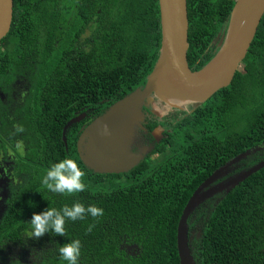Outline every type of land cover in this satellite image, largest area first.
Masks as SVG:
<instances>
[{"label":"trees","instance_id":"16d2710c","mask_svg":"<svg viewBox=\"0 0 264 264\" xmlns=\"http://www.w3.org/2000/svg\"><path fill=\"white\" fill-rule=\"evenodd\" d=\"M235 2L186 0L192 72L218 53L214 41L225 35ZM160 43L158 0H13L11 28L0 42V178L9 192L0 249L16 246L23 254L6 264H66L59 248L72 239L83 245L79 264H179L177 225L193 193L239 155L264 146L263 16L227 88L188 114L170 110L157 118L143 108L152 147L144 160L125 174L88 170L76 151L81 129L145 86ZM81 114L64 143V127ZM17 124L23 132L16 133ZM157 128L162 137L154 142ZM66 157L86 172L85 192L62 195L42 186L51 164ZM263 160L264 149L238 172ZM76 201L104 215L68 221L66 236L30 239L33 213ZM90 223L96 227L86 234ZM187 227L194 264H264V167L206 200ZM131 246L136 250L126 252Z\"/></svg>","mask_w":264,"mask_h":264},{"label":"water","instance_id":"95a60500","mask_svg":"<svg viewBox=\"0 0 264 264\" xmlns=\"http://www.w3.org/2000/svg\"><path fill=\"white\" fill-rule=\"evenodd\" d=\"M158 5L160 53L145 86L114 103L84 126L76 142V151L81 163L95 174H125L144 160L148 150L141 149L139 153H134L132 147L137 131L144 130L143 108L153 101L152 97L177 108L180 106L169 103V100H173L170 95L179 98L178 101L182 102V105L193 106L207 102L215 93L227 88L244 61L264 16V0H236L225 35H219L214 41L219 47L218 53L203 69L192 72L187 62L189 45L186 0H158ZM12 18L13 0H0V42L8 35ZM161 90L165 93L160 92ZM84 118L85 114H81L66 124L62 134L64 143L66 130ZM104 125L108 126V135L103 134ZM246 155L247 152L220 168L198 187L187 202L177 225L176 248L179 264H194L189 248L187 220L204 201L199 202L203 187L210 183L218 172ZM263 167L264 160L242 171L239 177L230 180V184L237 186Z\"/></svg>","mask_w":264,"mask_h":264},{"label":"clouds","instance_id":"9594fccd","mask_svg":"<svg viewBox=\"0 0 264 264\" xmlns=\"http://www.w3.org/2000/svg\"><path fill=\"white\" fill-rule=\"evenodd\" d=\"M243 24L244 21H241ZM16 133L24 131L22 125H14ZM103 134L108 135L107 125L103 126ZM18 149L23 148L22 142H17ZM86 172L81 169L78 162L73 158H64L59 162L51 164L46 174L42 177L41 183L44 188L52 193L74 195L87 190L85 183ZM104 215V210L95 204L85 205L76 201L71 206L65 205L60 209L48 207L40 213H33L30 221V239H39L46 233L55 236H66V224L68 221L85 220L91 216L93 220ZM96 227L95 223H90L86 229V234L91 233ZM82 242L80 239H72L59 248L60 259L66 264H79L82 255ZM19 261H15L17 264Z\"/></svg>","mask_w":264,"mask_h":264},{"label":"rangeland","instance_id":"374dc122","mask_svg":"<svg viewBox=\"0 0 264 264\" xmlns=\"http://www.w3.org/2000/svg\"><path fill=\"white\" fill-rule=\"evenodd\" d=\"M153 101L147 103L144 108H148V110L154 116H156L157 118H161L162 116H164L170 110L190 113L191 110H192V107H193L191 104H185V105H182V106L177 107V108H172L170 105H166V104H163V105L159 106L155 101L154 102ZM144 123H143V125H144ZM143 137H146L145 136V130H138L137 131V135H136L135 144L132 147V151L134 153H139L141 151L140 149H147L148 150L147 154H148L149 151L152 149V147H145L141 143V140H142ZM152 137L154 138V142L159 141L161 139V137H162V129L161 128H157L152 133ZM263 149H264V146H261V147L253 149L252 151L247 152V155L244 156L243 158H241L239 161L232 163L231 165L227 166L226 168H224L223 170L218 172L212 178L211 182L203 187V189L201 191V194L199 196V202H202L204 200L201 203V204H203L206 200H208V199H210V198H212L214 196L221 195L223 193H227L228 191H230L233 188V186H235V185L230 184V182L235 180L237 176L239 177V175L241 173V172H238L240 167L242 166L241 163L243 161H245V159L248 156H250V155H252V154H254L256 152H260ZM157 157L158 156H155L154 158L151 157L150 159L151 160L152 159H156ZM1 190L2 189H0V191ZM200 205H198L197 208ZM189 240H190V238H189V235H188V241Z\"/></svg>","mask_w":264,"mask_h":264},{"label":"flooded vegetation","instance_id":"af4514ba","mask_svg":"<svg viewBox=\"0 0 264 264\" xmlns=\"http://www.w3.org/2000/svg\"><path fill=\"white\" fill-rule=\"evenodd\" d=\"M191 111H193V108H192ZM141 143L145 147H151L150 146L151 143L149 142L147 137H143L142 140H141ZM0 189H2L0 191V218H1V216L4 213V211L7 208L5 202L7 201V198H8V195H9V192H8V189H7V182H6V180L4 178H0ZM190 236H192V234ZM129 250L135 251L136 248H135V246L126 247V252H128ZM22 254H23V251H20V249L18 247L10 246V245L9 246L8 245L7 246L4 245V247L2 249H0V264L9 263L11 260H13V261L17 260L18 258H20L22 256Z\"/></svg>","mask_w":264,"mask_h":264},{"label":"bare ground","instance_id":"6f19581e","mask_svg":"<svg viewBox=\"0 0 264 264\" xmlns=\"http://www.w3.org/2000/svg\"><path fill=\"white\" fill-rule=\"evenodd\" d=\"M160 92L165 93L163 90H161ZM169 97H170V98H173V100H169V103H170V104H172V105H176V106H181V105H182V102L179 103L178 100H180V99L177 98L176 96H172V95H170Z\"/></svg>","mask_w":264,"mask_h":264}]
</instances>
